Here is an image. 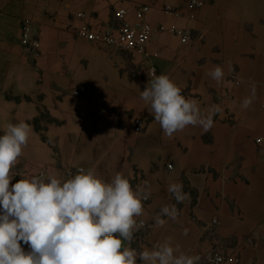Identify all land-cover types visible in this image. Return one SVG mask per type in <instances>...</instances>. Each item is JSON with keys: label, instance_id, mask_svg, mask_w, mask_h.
<instances>
[{"label": "crops", "instance_id": "obj_1", "mask_svg": "<svg viewBox=\"0 0 264 264\" xmlns=\"http://www.w3.org/2000/svg\"><path fill=\"white\" fill-rule=\"evenodd\" d=\"M186 1L0 0V135L7 123L32 128L11 183L41 174L66 180L81 168L105 181L121 173L133 189L150 192L137 217L148 226L131 242L138 252L171 237L181 251L202 253L199 264H209L213 250L230 257L225 264H264V0H203L196 9ZM140 5L149 6L146 21L168 28L147 42L150 56L78 34L82 25L96 33L119 26L122 8L134 23ZM165 5L178 13L166 14ZM25 18L37 49L21 43ZM216 65L225 72L220 82L208 75ZM151 69L168 75L202 111L219 106L208 132L188 126L164 134L140 97ZM253 82L254 103L243 109ZM172 182L183 185L182 203L167 191ZM173 204L178 218L157 225L161 207Z\"/></svg>", "mask_w": 264, "mask_h": 264}, {"label": "clouds", "instance_id": "obj_2", "mask_svg": "<svg viewBox=\"0 0 264 264\" xmlns=\"http://www.w3.org/2000/svg\"><path fill=\"white\" fill-rule=\"evenodd\" d=\"M152 74L140 97L165 135L172 137L188 126L204 132L213 127L219 106L202 111L168 75H156L154 69ZM208 75L220 82L225 72L216 65ZM255 93L253 82L251 95L241 102L243 109L252 106ZM31 133V126L20 121L7 123L0 135V264H137V259L142 264H199L201 256L181 251L171 237L151 249L138 252L131 247L134 232L144 226L137 217L144 214L143 201L150 192L133 189L121 173L105 181L94 170L81 168L66 180L41 174L12 184V169ZM167 191L177 203L187 198L182 183H170ZM178 215L174 204L165 205L155 223L162 227V217L176 220Z\"/></svg>", "mask_w": 264, "mask_h": 264}, {"label": "built area", "instance_id": "obj_3", "mask_svg": "<svg viewBox=\"0 0 264 264\" xmlns=\"http://www.w3.org/2000/svg\"><path fill=\"white\" fill-rule=\"evenodd\" d=\"M203 0H187L186 5L191 9L201 8L204 6ZM164 11L168 15H176L178 10L172 5H165ZM149 12V6L140 5L135 11L136 21L134 23H129L126 21L128 11L126 9H119L116 11V20L120 21L121 24L117 27H111L102 32H93L87 25H82L78 29V34L86 37L91 41H98L106 45L114 47L118 51H137L143 53L147 56H150V53L147 51V42L153 37L156 32L167 31L166 26H160L155 28L150 22L146 21V14ZM79 17H83V13L78 14ZM172 33L182 36V41H188V33L172 27L169 29ZM21 43L25 47H32L34 49L39 48L40 41L34 37L33 33V22L31 19L25 18L21 23ZM157 55V54H155ZM153 69H151L152 73ZM133 126L136 131L142 130V120L135 119ZM260 141V140H259ZM147 200V199H146ZM140 221V220H138ZM144 221V220H143ZM213 226L219 224L217 218L212 221ZM148 226V223L144 221L145 228ZM197 255L201 256V260L204 258L202 253ZM217 258L219 260L217 261ZM200 260V261H201ZM230 260V257L220 251H210L207 254V261L209 264H225Z\"/></svg>", "mask_w": 264, "mask_h": 264}]
</instances>
